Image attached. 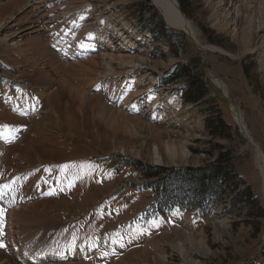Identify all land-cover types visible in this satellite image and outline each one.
Instances as JSON below:
<instances>
[{
  "label": "rangeland",
  "instance_id": "rangeland-1",
  "mask_svg": "<svg viewBox=\"0 0 264 264\" xmlns=\"http://www.w3.org/2000/svg\"><path fill=\"white\" fill-rule=\"evenodd\" d=\"M40 1L68 20L39 23L30 0H0V23L22 5L31 11L18 20L25 34L15 46L0 41V186H9L0 188V264L44 252L65 260L45 264L263 263L264 217L233 194L238 184L217 196L204 218L195 207L157 219L145 211L156 196L150 185L164 171L202 170L225 151L231 157L223 160L264 209V163L235 118L264 156V26L253 34L256 51H245L233 35L242 34L241 10H216L207 0H174L194 37L170 27L153 0ZM259 9L249 10L254 19ZM225 22L227 29L216 27ZM24 27L34 28L28 34ZM192 60H200L210 91L205 104L183 102V78L166 81ZM213 79L225 85V96ZM122 81L124 96L136 103L126 105L117 92ZM74 86L82 100L70 96ZM117 112L128 131L108 126ZM206 120L221 131L211 135ZM183 184L179 195L197 194L190 187L196 183ZM10 210L16 253L7 237Z\"/></svg>",
  "mask_w": 264,
  "mask_h": 264
},
{
  "label": "trees",
  "instance_id": "trees-1",
  "mask_svg": "<svg viewBox=\"0 0 264 264\" xmlns=\"http://www.w3.org/2000/svg\"><path fill=\"white\" fill-rule=\"evenodd\" d=\"M166 78L167 82H173L181 78L184 79L181 92L184 103L205 104L208 101L207 96L210 91L203 81L204 73L200 60H192L185 65L175 66L170 76ZM213 111L209 112V118L220 120L218 112ZM204 124L208 130L210 129L211 135L214 134V131H221L222 128V125L219 124L220 127L215 126L214 122H210L209 120H206ZM226 154L229 160L231 153L225 151L222 155H218L213 162L202 167V170H197L195 172L183 168L169 169V173L167 174H165L164 171V173L158 177V181L154 182L155 184H159V186L155 187L154 183L150 185L152 191L156 193V196L150 205V209L146 210L145 213L148 214L149 217H154L156 215L170 213L175 208L183 209L186 206L198 208L201 216L205 217L210 214L209 212H211V209L217 204L215 198L231 189L232 186L235 188V184H238L241 186V189L238 192L232 190L233 194L239 196L240 202L249 210H258L259 218H263L264 209L260 206L258 199L253 196L249 187L246 186L242 178L233 170L229 163L230 160H223V156ZM184 182L196 183L190 186L196 187L194 188V192L197 194L194 197L178 194L179 190L182 188L177 184L181 183V185H184ZM262 256L264 258V246ZM250 264L260 263L252 262ZM261 264H264V262Z\"/></svg>",
  "mask_w": 264,
  "mask_h": 264
},
{
  "label": "bare ground",
  "instance_id": "bare-ground-1",
  "mask_svg": "<svg viewBox=\"0 0 264 264\" xmlns=\"http://www.w3.org/2000/svg\"><path fill=\"white\" fill-rule=\"evenodd\" d=\"M251 1L252 0H207L208 4L210 6H213L216 10H218V9L219 10H233L234 12H238L239 10H241L243 17L239 18V20H238L239 24L238 25H240L242 27V29H241L242 34H241V36H239L236 33H234L233 35H235L236 37L239 38V41L245 47L244 48L245 51L246 50L256 51L254 48H252L253 46L251 45V41L253 39V34H256L257 30H260V28H262L264 26V1L259 0L257 2V5H255L257 7H254V5L251 4ZM154 2H155L154 5H156V7L158 8V11L163 16L165 22L170 27H172L176 30H183L186 34L194 37V33L192 30V26H191L190 21H188L180 13V11H178L176 9V6H175L176 2L175 1H173V0H153V3ZM22 6L17 8L15 10V13L7 14V18L5 19V21L2 22V20H1V23H0V41H2L6 46H15L17 36L21 35V34H25L22 32L24 30H21V28H19L18 20L20 17H22V14L26 16L28 13H30L31 12L30 10H32V12L35 15H40V17H38L39 23L44 22V24H51L55 20L60 21L61 19H63L64 22H66L68 20V17L64 16L62 12L59 13V12H55L53 10H48L49 4L46 2H41L40 0H30L29 6H28L30 8V10H28L29 8L27 9V6L25 8H23ZM257 8H261L259 10H262V13L257 17V19H254L253 15L249 13V10H255ZM5 10H6V8H5ZM3 20H4V18H3ZM227 25H228V22H225V24H223V25L217 23L216 27L227 29L228 28ZM33 28L34 27L25 28V31H28L26 33H28V34L32 33L31 30ZM256 28H257V30H255ZM253 31H255V32H253ZM106 47L107 48H104L102 50L103 53H107L108 48H111L110 46H106ZM85 48L88 51V46ZM101 49H102V47H99V50H101ZM126 58H128V57H126ZM121 64L125 65L128 63L124 59L121 61ZM118 80L119 79H117L116 82ZM213 81L217 85V87H220L222 89V91L225 93V90H226L225 85L222 82H219V81L215 82L216 80H213ZM124 86H125L124 81H122L121 84H119V86H118L117 92L119 91V94L121 95V97L123 99H126V101H127L126 105H130L131 103H136L137 101L131 97L133 94L126 96L127 98L124 96V94L126 93L125 89H127ZM67 90H68L70 96L73 98H79L82 100L85 97L83 90H81L75 86L68 88ZM132 106L135 108L136 104H132ZM15 108H17V106H15ZM24 109H23V113L28 115L29 118H33L36 116V115H34L36 113H34L33 107H25ZM30 116H32V117H30ZM235 118H236V122L241 127H244V125L240 121V117L237 115V116H235ZM242 122H243V120H242ZM127 123L128 122H127L125 115H123L120 112L115 113L113 117H112V115H110L109 120L107 121L108 126L115 132L116 131L123 132L127 128L126 127ZM128 130H129V128H127L126 131H128ZM245 133H247L246 128H245ZM162 147H163V143H162L161 139L159 140V137H158V146L154 147V156L159 161L161 160V157L159 156V150H160V148L162 149ZM180 148H181L180 149L181 152H183L182 154H185V158H186L188 156V154H187L188 152L186 153V151H184L182 147H180ZM175 150L176 149H174V152H171L173 156H175V154L177 152V151L175 152ZM0 159H1V154H0ZM159 161H158V163H159ZM263 163H259V165H261ZM263 178H264V175H263ZM9 217H10L9 219H12L13 212L11 213V215H9ZM8 240H9L10 246L12 247V250L16 253L17 249L15 248V245L13 242L12 230L9 233ZM263 240H264V237H263ZM66 257L72 258V254H69ZM60 260H64V259L60 258V256H58V255L56 256L55 254H52V253L50 254L49 252H44L43 255L42 254L41 255H35V254L26 255L25 259H23L19 262L21 264H34V263L45 264V263H49V262H53V261H60Z\"/></svg>",
  "mask_w": 264,
  "mask_h": 264
},
{
  "label": "water",
  "instance_id": "water-1",
  "mask_svg": "<svg viewBox=\"0 0 264 264\" xmlns=\"http://www.w3.org/2000/svg\"><path fill=\"white\" fill-rule=\"evenodd\" d=\"M174 1V0H173ZM175 6H176V9L178 10V6H177V4H175ZM179 11V10H178ZM182 32H184L183 30H181ZM185 33V32H184ZM200 50H202V52H206V51H209V52H214V53H219V54H221V55H226L224 52H222L221 50H219L218 48H216V47H212V46H208V47H201L200 45H196ZM207 76L208 77H210L211 78V75L210 74H207ZM216 80V79H215ZM220 88V87H219ZM222 90V89H221ZM224 93V92H223ZM224 96H225V93H224ZM231 111H232V109H231ZM241 131L244 133V135L247 137V135H246V133H245V128L244 127H241ZM247 140H248V142H249V144L253 147V148H255V150L257 151V153H258V158H259V160H260V162L261 163H263L264 162V156L262 155V153H261V151H260V149L256 146V145H254L252 142H251V140L247 137Z\"/></svg>",
  "mask_w": 264,
  "mask_h": 264
},
{
  "label": "snow or ice",
  "instance_id": "snow-or-ice-1",
  "mask_svg": "<svg viewBox=\"0 0 264 264\" xmlns=\"http://www.w3.org/2000/svg\"><path fill=\"white\" fill-rule=\"evenodd\" d=\"M9 186L8 185H4V186H0V188H8ZM0 246H2V245H0Z\"/></svg>",
  "mask_w": 264,
  "mask_h": 264
},
{
  "label": "crops",
  "instance_id": "crops-1",
  "mask_svg": "<svg viewBox=\"0 0 264 264\" xmlns=\"http://www.w3.org/2000/svg\"><path fill=\"white\" fill-rule=\"evenodd\" d=\"M196 217V216H195ZM187 218V217H186Z\"/></svg>",
  "mask_w": 264,
  "mask_h": 264
}]
</instances>
